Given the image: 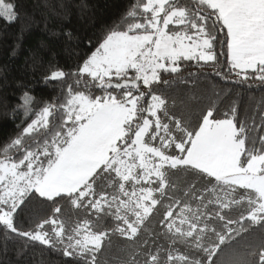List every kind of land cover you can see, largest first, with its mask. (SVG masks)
<instances>
[{
	"label": "snow or ice",
	"instance_id": "1",
	"mask_svg": "<svg viewBox=\"0 0 264 264\" xmlns=\"http://www.w3.org/2000/svg\"><path fill=\"white\" fill-rule=\"evenodd\" d=\"M17 8L0 0V18L17 23ZM88 44L75 70L45 74L60 85L51 101L37 108L24 90L13 110L23 126L0 144V252L264 264V97H244L264 91V0H130ZM206 66L235 91L186 72Z\"/></svg>",
	"mask_w": 264,
	"mask_h": 264
},
{
	"label": "trees",
	"instance_id": "2",
	"mask_svg": "<svg viewBox=\"0 0 264 264\" xmlns=\"http://www.w3.org/2000/svg\"><path fill=\"white\" fill-rule=\"evenodd\" d=\"M11 2L18 5L20 18L13 24L0 18V144L14 137L23 126L22 112L13 111L18 109L22 91H30L37 108L51 101L60 85L44 82L45 74L52 67L75 70L90 51L88 40L91 38L94 43L107 26L117 22L130 0H65L73 5L67 16L59 7L61 0ZM81 5L86 6L83 14ZM65 32H71L74 38L69 41ZM187 71L200 73L202 86L235 91L232 85L214 75L216 69L212 67H190ZM249 96L259 100L264 97V91L254 86L244 91L246 100ZM25 255L27 259L18 264H65L66 259L39 245L29 248ZM9 258L16 264L14 252H9L8 256L0 252V260Z\"/></svg>",
	"mask_w": 264,
	"mask_h": 264
},
{
	"label": "rangeland",
	"instance_id": "3",
	"mask_svg": "<svg viewBox=\"0 0 264 264\" xmlns=\"http://www.w3.org/2000/svg\"><path fill=\"white\" fill-rule=\"evenodd\" d=\"M110 255H116V249L115 248L112 250V253ZM113 264H115V262H113Z\"/></svg>",
	"mask_w": 264,
	"mask_h": 264
}]
</instances>
